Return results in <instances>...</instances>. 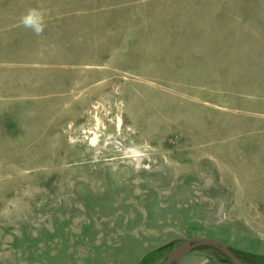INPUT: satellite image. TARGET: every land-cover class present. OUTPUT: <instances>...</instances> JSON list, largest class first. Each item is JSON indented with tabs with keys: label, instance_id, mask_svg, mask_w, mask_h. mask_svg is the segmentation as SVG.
<instances>
[{
	"label": "rangeland",
	"instance_id": "obj_1",
	"mask_svg": "<svg viewBox=\"0 0 264 264\" xmlns=\"http://www.w3.org/2000/svg\"><path fill=\"white\" fill-rule=\"evenodd\" d=\"M200 237L264 264V0H0V264H163Z\"/></svg>",
	"mask_w": 264,
	"mask_h": 264
},
{
	"label": "water",
	"instance_id": "obj_2",
	"mask_svg": "<svg viewBox=\"0 0 264 264\" xmlns=\"http://www.w3.org/2000/svg\"><path fill=\"white\" fill-rule=\"evenodd\" d=\"M204 245L218 246L224 252L225 257H227L234 264H246L239 257H237L236 254L226 244H224L223 241L213 237H200L194 240L183 241L171 251L168 258L163 264H171L174 261L175 264H178L180 260L179 258H181L184 253L190 251L195 247Z\"/></svg>",
	"mask_w": 264,
	"mask_h": 264
},
{
	"label": "clouds",
	"instance_id": "obj_3",
	"mask_svg": "<svg viewBox=\"0 0 264 264\" xmlns=\"http://www.w3.org/2000/svg\"><path fill=\"white\" fill-rule=\"evenodd\" d=\"M47 12L38 7H32L21 16L20 24L31 30L35 35L40 36L43 34L47 23Z\"/></svg>",
	"mask_w": 264,
	"mask_h": 264
}]
</instances>
